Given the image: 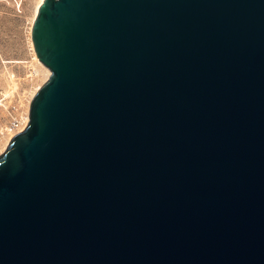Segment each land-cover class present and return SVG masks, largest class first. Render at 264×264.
<instances>
[{
    "label": "water",
    "instance_id": "obj_1",
    "mask_svg": "<svg viewBox=\"0 0 264 264\" xmlns=\"http://www.w3.org/2000/svg\"><path fill=\"white\" fill-rule=\"evenodd\" d=\"M30 32L0 264H264V0H42Z\"/></svg>",
    "mask_w": 264,
    "mask_h": 264
},
{
    "label": "rangeland",
    "instance_id": "obj_2",
    "mask_svg": "<svg viewBox=\"0 0 264 264\" xmlns=\"http://www.w3.org/2000/svg\"><path fill=\"white\" fill-rule=\"evenodd\" d=\"M39 0H24L16 10L0 0V152L8 135L6 126L28 121L29 103L50 69L37 57L31 25Z\"/></svg>",
    "mask_w": 264,
    "mask_h": 264
},
{
    "label": "built area",
    "instance_id": "obj_3",
    "mask_svg": "<svg viewBox=\"0 0 264 264\" xmlns=\"http://www.w3.org/2000/svg\"><path fill=\"white\" fill-rule=\"evenodd\" d=\"M6 1L9 2L18 11L21 10V6L24 2V0H6ZM25 125H26V122L22 124L18 122V123H13V124L6 126L5 131H6V134L8 135L6 142H8V140L14 133L22 130Z\"/></svg>",
    "mask_w": 264,
    "mask_h": 264
},
{
    "label": "bare ground",
    "instance_id": "obj_4",
    "mask_svg": "<svg viewBox=\"0 0 264 264\" xmlns=\"http://www.w3.org/2000/svg\"><path fill=\"white\" fill-rule=\"evenodd\" d=\"M41 1H42V0H39V4H40ZM39 4H38V5H39ZM37 8H38V6H37ZM37 8H36V11H37ZM35 13H36V12H35Z\"/></svg>",
    "mask_w": 264,
    "mask_h": 264
}]
</instances>
